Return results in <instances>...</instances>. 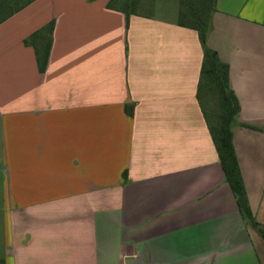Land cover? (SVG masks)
<instances>
[{"label": "crops", "instance_id": "crops-1", "mask_svg": "<svg viewBox=\"0 0 264 264\" xmlns=\"http://www.w3.org/2000/svg\"><path fill=\"white\" fill-rule=\"evenodd\" d=\"M117 1L0 0L19 8L0 23L1 264H264V0H215L207 36L254 128H232L252 222L196 98L197 34ZM49 23L40 72L25 40Z\"/></svg>", "mask_w": 264, "mask_h": 264}, {"label": "trees", "instance_id": "trees-1", "mask_svg": "<svg viewBox=\"0 0 264 264\" xmlns=\"http://www.w3.org/2000/svg\"><path fill=\"white\" fill-rule=\"evenodd\" d=\"M114 1L115 0H113V2ZM129 1L130 0H124V7L121 8L125 14L130 12L128 11L129 5H127ZM215 3V0H179L177 25L194 31L201 44L203 58L196 98L201 107L202 115L207 123L223 175L235 198L238 211L244 220L252 222L232 145V128L235 125H240L241 127L249 129L254 128L239 124V105L230 87L229 68L218 59L216 52L207 46V36L212 29L211 20L215 12ZM18 11L19 8L8 11V13L0 19V23ZM52 30L53 23H49L42 30L33 33L25 40V45L31 46L34 50L40 72L44 71L47 63L52 42ZM204 89H206L207 94H213L218 103L219 111L215 117L216 127H212L209 123L200 105L199 97ZM1 263L0 261V264Z\"/></svg>", "mask_w": 264, "mask_h": 264}, {"label": "rangeland", "instance_id": "rangeland-1", "mask_svg": "<svg viewBox=\"0 0 264 264\" xmlns=\"http://www.w3.org/2000/svg\"><path fill=\"white\" fill-rule=\"evenodd\" d=\"M124 0L117 1L120 7L123 6ZM128 11L141 13L145 15L154 16L165 20H176L178 19L179 0H130L127 3ZM8 11L0 7V19L4 17ZM200 105L202 106L203 112L206 115L209 123L212 127H216V114L219 111L218 103L213 94H207L204 89L200 94ZM1 178V177H0ZM1 184V179H0ZM8 203L3 200L0 186V256L3 245V234H4V219Z\"/></svg>", "mask_w": 264, "mask_h": 264}]
</instances>
